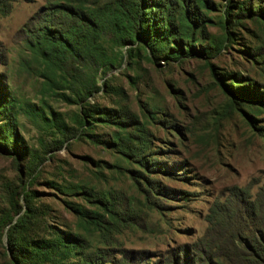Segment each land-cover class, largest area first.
Segmentation results:
<instances>
[{
	"label": "rangeland",
	"instance_id": "374dc122",
	"mask_svg": "<svg viewBox=\"0 0 264 264\" xmlns=\"http://www.w3.org/2000/svg\"><path fill=\"white\" fill-rule=\"evenodd\" d=\"M151 1L160 51L102 35L95 71L48 69L28 39L135 0H0V264L77 261L35 250L58 233L100 264L264 261V0Z\"/></svg>",
	"mask_w": 264,
	"mask_h": 264
},
{
	"label": "trees",
	"instance_id": "16d2710c",
	"mask_svg": "<svg viewBox=\"0 0 264 264\" xmlns=\"http://www.w3.org/2000/svg\"><path fill=\"white\" fill-rule=\"evenodd\" d=\"M151 1V0H150ZM150 1L135 0L134 6L123 5L118 3L115 7H110L101 10H90V8L70 6L67 10L62 7L61 12L71 19V24L68 25L64 20L55 21L54 28H39L37 36L28 39L29 45L34 52L41 49L42 60L48 69L60 66V63L66 60L76 61L80 65H84V61H93L94 70L98 67L109 63L110 59L106 52L98 43L102 35L110 34L111 39L118 44H132L137 40L143 41L151 51H160V46L166 42V32L163 29L173 27V20L163 26H157L154 19L149 16ZM199 4L204 5L202 0H198ZM152 3V1H151ZM149 9V10H148ZM186 11L184 15L178 18L180 22L190 21ZM154 17V16H153ZM153 21V22H152ZM158 21V20H157ZM154 25V26H153ZM173 36V34H172ZM176 47V45H175ZM179 47V48H178ZM177 50L181 46L177 45ZM189 45L187 53H192L194 50ZM175 48H170L169 55L173 57L177 51ZM194 53V52H193ZM85 80V79H84ZM51 81V80H50ZM82 91L90 93L92 88H95V82H86L82 86ZM84 112V116L91 117ZM51 118H46V122L53 123V126L58 127L61 131L65 128L60 114L51 111ZM102 117H108L107 112L102 113ZM255 240L254 248L264 250V235L261 234L253 237ZM35 244V243H34ZM83 246V239L80 236H70L65 233H58L54 239H46L37 242L34 245L36 251H41L47 258L51 257L62 258L69 254L77 255L78 260L71 264H100V260L95 256H86L82 250L77 247ZM77 249V250H76ZM39 252H36L37 254ZM253 260L264 261L259 259L256 253L251 255Z\"/></svg>",
	"mask_w": 264,
	"mask_h": 264
}]
</instances>
